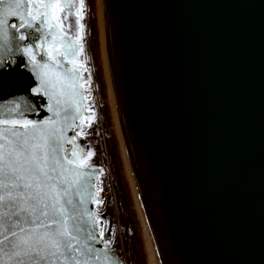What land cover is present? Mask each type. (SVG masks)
<instances>
[{
    "label": "water",
    "instance_id": "1",
    "mask_svg": "<svg viewBox=\"0 0 264 264\" xmlns=\"http://www.w3.org/2000/svg\"><path fill=\"white\" fill-rule=\"evenodd\" d=\"M103 10L119 121L160 263L264 264V0H103ZM39 29H10L14 46L40 39ZM37 84L17 55L0 68V104H45L31 94Z\"/></svg>",
    "mask_w": 264,
    "mask_h": 264
},
{
    "label": "snow or ice",
    "instance_id": "2",
    "mask_svg": "<svg viewBox=\"0 0 264 264\" xmlns=\"http://www.w3.org/2000/svg\"><path fill=\"white\" fill-rule=\"evenodd\" d=\"M87 16L86 0H0V68L23 54L46 101L0 104V264H123L103 213L107 169L87 143L99 122ZM37 22L35 46L15 47L10 29ZM37 107L44 119L28 117Z\"/></svg>",
    "mask_w": 264,
    "mask_h": 264
},
{
    "label": "rangeland",
    "instance_id": "3",
    "mask_svg": "<svg viewBox=\"0 0 264 264\" xmlns=\"http://www.w3.org/2000/svg\"><path fill=\"white\" fill-rule=\"evenodd\" d=\"M86 4L88 16L85 22L89 29L87 50L92 57L91 63L94 68L93 79L97 87L93 94L99 116V122L92 129V135L87 143L97 153L93 163L97 167L107 169L103 177L107 191L102 194L105 200L103 213L111 222V227L116 230L113 247L125 264H155L116 130L117 124L113 114L105 59H103L98 0H86Z\"/></svg>",
    "mask_w": 264,
    "mask_h": 264
},
{
    "label": "bare ground",
    "instance_id": "4",
    "mask_svg": "<svg viewBox=\"0 0 264 264\" xmlns=\"http://www.w3.org/2000/svg\"><path fill=\"white\" fill-rule=\"evenodd\" d=\"M98 4H99V13H100V26H101V30H102V43H103V52H104V59H105V66H106V72H107V77H108V81H109V88H110V96H111V102H112V108L114 111V117H115V121H116V130H117V134L119 136L120 139V145L121 148L123 150V154H124V159H125V163H126V167H127V171H128V176L130 179V183L133 189V195L137 204V208L138 211L140 213L142 222L144 224L145 227V231L147 234V238L149 240L150 243V248L152 251V256L154 259V263L155 264H161L160 260L158 258L156 249L154 247L153 241H152V237H151V233L149 230V226L147 223V219L138 195V191L136 188V184H135V180L132 174V170L130 167V163H129V159H128V154L126 151V147H125V142H124V138H123V134H122V129H121V124L119 121V116H118V112H117V107H116V102H115V94H114V89H113V85H112V80H111V71H110V66H109V59H108V53H107V45H106V34H105V21H104V10H103V0H98Z\"/></svg>",
    "mask_w": 264,
    "mask_h": 264
},
{
    "label": "flooded vegetation",
    "instance_id": "5",
    "mask_svg": "<svg viewBox=\"0 0 264 264\" xmlns=\"http://www.w3.org/2000/svg\"><path fill=\"white\" fill-rule=\"evenodd\" d=\"M98 5V4H97ZM99 17V16H98ZM37 24L40 26V24L37 22ZM41 35H42V33H40V38H41ZM39 41V38H37V37H33V40H32V42H30L29 44H31V45H33V46H35V44H36V42H38ZM28 45V44H27ZM26 46V45H25ZM42 62L45 60V57L44 56H41L40 58H39ZM104 59V58H103ZM45 111L43 110V109H41V115L44 113ZM41 115H28V117L30 118V119H33V118H39ZM105 192H107L106 190H105Z\"/></svg>",
    "mask_w": 264,
    "mask_h": 264
},
{
    "label": "built area",
    "instance_id": "6",
    "mask_svg": "<svg viewBox=\"0 0 264 264\" xmlns=\"http://www.w3.org/2000/svg\"><path fill=\"white\" fill-rule=\"evenodd\" d=\"M103 133H104V131H103ZM104 134H105V133H104ZM104 134H103V135H104ZM103 135H102V137H104Z\"/></svg>",
    "mask_w": 264,
    "mask_h": 264
}]
</instances>
